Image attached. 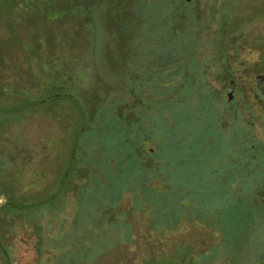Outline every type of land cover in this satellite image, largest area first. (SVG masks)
Instances as JSON below:
<instances>
[{
  "label": "flooded vegetation",
  "instance_id": "obj_1",
  "mask_svg": "<svg viewBox=\"0 0 264 264\" xmlns=\"http://www.w3.org/2000/svg\"><path fill=\"white\" fill-rule=\"evenodd\" d=\"M22 1L14 0L15 8L24 5ZM142 1L135 0L131 7L128 5L129 11H134ZM161 1L164 13L160 19L165 26L170 22L163 49L172 45L169 42L177 38L178 32L219 44L218 49L211 47V51L201 52L197 44L189 45V51L179 53L177 49L164 61L147 64L137 61V50L126 46L120 65L105 64L113 77L106 76L107 88L96 100L80 98L77 91H69L66 85H61L64 79L70 78V71L63 61L56 63L46 51L42 55L37 49L32 51V45L26 39L41 21H38L39 25L38 22L31 25L32 21L29 23L20 12L14 16L18 40L10 66L2 67L3 59L7 57L1 59V87L12 90L15 99L28 100L31 120L42 122L40 130L32 126L31 137L26 142L31 181L27 192H44L48 200L56 195V202L51 200L47 205L57 213L59 224L73 223L76 211L87 208V202L92 199L97 220L98 216L104 220L106 215L107 222H115L114 229L126 235L124 244L129 241V230L135 229L133 221L136 220L140 227L136 241L143 248L144 262L165 258L179 259L180 264H255L251 261L231 262L226 250L233 242L229 231L237 226L235 215L240 208L236 205L243 200V167L249 171L251 164L257 170L259 165L251 158L244 159L246 162L243 163L244 140L251 141L252 148H264V0L258 4L240 0L246 7L251 4L252 8L247 9L255 13L235 30L225 28L227 5L221 4L220 0ZM56 3L57 0L43 2V11L57 9ZM79 10L76 18L81 14ZM85 10L89 17L85 16L84 21L93 40L95 21H102V16L97 7ZM87 45L93 49L94 45ZM91 52L94 54L93 50ZM108 52L109 47L105 46L104 55ZM16 61L23 63L18 69L12 65ZM182 61L185 64L180 66ZM38 77H42L43 82ZM45 82H54V85L46 88V93L38 98L36 91L43 88ZM158 83L168 87L156 90ZM187 83L193 85V90H188L195 95L203 88L200 99L210 103L212 114V133L207 142L197 136L196 147L222 146L219 153H213L205 162L200 159L201 149L196 157L190 156L197 171L194 176L200 179L207 172L229 180L225 192L211 202L196 193L199 190H187L188 178H180L178 166L189 159L178 156L177 141L173 139L177 137L168 140L157 130L158 122L164 123L163 117L171 109L183 105L191 109L186 98L189 94L185 89ZM98 102L101 106H96ZM88 105H91L90 109ZM104 109L108 110V115H103ZM88 134L104 135L115 146L94 148L83 140ZM255 154L254 151L253 157ZM259 168L264 173V166ZM33 181H40L41 185L36 188ZM92 182H95L96 192H88L86 188ZM187 192H193V195ZM248 193L252 225L240 235L238 241H243L242 244L248 241L252 228L263 217L254 206L259 192ZM230 204L234 207L230 208ZM232 214L233 223L227 218ZM33 229L31 225L28 237L24 238L30 242L31 264H94L89 258L88 246L68 243L78 248L75 254L67 247V242L61 245L58 240V248H50L48 244L44 246L43 239L40 240ZM195 246L198 248L192 250ZM169 252L175 257L169 258ZM262 261L264 264V255Z\"/></svg>",
  "mask_w": 264,
  "mask_h": 264
},
{
  "label": "rangeland",
  "instance_id": "obj_2",
  "mask_svg": "<svg viewBox=\"0 0 264 264\" xmlns=\"http://www.w3.org/2000/svg\"><path fill=\"white\" fill-rule=\"evenodd\" d=\"M62 1L63 0H57L59 4L58 6L56 3L57 9L43 11V2L47 3L48 0H23L22 3H24V5H16V8L13 4L14 0H0V63L4 56L7 57V59H3L5 64H2V67H9L10 62H13L11 60V55L12 51L15 49L16 41L18 40L15 34L14 23V16H17V12H20L19 14L21 16L27 17L29 23L32 21L31 25L41 21L40 25L38 22L39 27L35 26L26 39L29 40L32 45V51L37 49L41 55L42 52L45 53L46 51L47 54L51 56L50 59H55L56 63L63 61L70 71V78L69 80L64 79L65 81L61 83V85H66V89L69 91H77L80 98H85L86 100H96L101 91L107 88L105 85V83H108L106 76L112 78L113 75L111 72L108 73L105 64L110 63L113 66H115L114 64L117 66L120 65L123 61V50L126 46L130 45V50L135 51L136 49L139 54L136 60L147 64L164 61L165 58L170 56L172 51H177V49L179 53L182 51L185 52V50L189 51L190 48L187 49L189 45L195 46L197 44V46H200V48L197 47V49L201 52L207 50L211 51V47L217 50L219 47V44L214 45L213 42L207 39H194L182 32H178L177 38L173 42H169L172 43V45L163 49L162 46L165 41H167L165 39V33L170 22L165 26V22L160 19V16L164 13L161 0H143L134 11L132 9L129 11L128 5L131 7V5L136 3L135 0ZM238 1L220 0L221 4L224 2V4L227 5V9L224 11L226 13L223 12L225 21H228L226 23V29H238L254 16L255 12L247 9H250V7L252 8L251 4L246 7L244 1ZM251 1L256 4L260 2V0ZM236 2L238 3L235 4ZM24 7L26 8L24 9ZM91 7L99 8L102 16V21H95L93 40L91 39L92 37L88 35V27H86L84 21L85 16L89 17V12L85 9ZM79 9H81V14H78V18H76V12H78ZM44 12H46V15H44ZM87 44L94 45L93 49ZM105 46L109 47L107 55H104ZM92 50L94 54L91 52ZM52 56H54V58H52ZM21 63L22 61L20 64L16 61L12 65L18 69L19 65L21 66L23 64ZM184 64L183 61L179 63L180 66ZM38 79L43 82L42 77H38ZM55 83L57 84V82ZM53 85L54 82H45L43 88L41 86V88L36 91L39 95L38 98H42L44 92L46 93L48 88ZM108 87H110V85H108ZM167 87L162 86L160 83L155 86L156 90L159 88L164 90ZM185 89L189 93L186 98L191 105V109H186L184 105L171 109L169 114L163 117L165 118L163 119L164 123L160 120L157 124V130L163 134L166 139L169 140L173 137H177V139L173 138L174 141H177V154L184 160L189 159L191 155L197 156L201 149L195 145L198 144L197 139L199 138H197V136H202L204 142H207L212 133L211 128L213 127L212 120H210L212 116L210 103L200 99L204 91L203 88H200L196 95L189 91L193 90L192 84H185ZM2 94H6L10 96L9 98H12L11 94H13V91L0 88V95ZM97 105L101 106L100 102H98L96 106ZM87 107L90 109L91 105ZM11 108L12 109L9 108V110H3L0 107V132L9 124V120L14 115H17L15 107L12 106ZM39 108H41V106ZM108 113L107 109L103 110V115H108ZM40 121L31 120L30 117L26 122L22 121L23 123H21L20 126L18 125L15 129L14 126L12 128L10 126L9 130L13 129L16 132L15 135H18V133H25L26 138L29 140V133L33 127H35V129L37 127V130L41 129L42 122ZM181 135L184 137L181 138ZM34 139H37L35 133ZM83 140L90 142L94 148L100 147V149H107L115 146L106 139L104 135L94 136V134H88ZM4 145L5 143L0 137V146ZM221 149L222 146H218V144L212 149H201L202 157L200 159L205 162L209 156H212L213 153H219ZM95 151L98 153V149ZM7 161L8 158L6 154L0 150V164H4ZM190 161V159L188 161L185 160L178 166V173L182 175L180 178H188V191H190V189L194 191H196V189L199 190L200 192L196 193L203 197H207L205 200L208 202L213 201V199H216L222 192H225L226 184L229 180L216 178V176L210 175L207 172V174L205 173V175L199 179L194 176L197 171L193 168L192 162ZM35 187L38 188V185L35 184ZM86 188L88 192H96L95 182L90 183ZM187 193L193 195V192ZM256 199L258 202L254 204L255 211L263 217L258 220L257 226L252 228L251 235L244 244H242L243 241L240 242L238 239L236 240L234 236H229L233 242L228 246L226 254L231 262L251 261L255 264H263L264 187L263 190L259 191L256 195ZM87 206V208L81 207L80 210L76 211V214L73 215V223L66 222L64 224H59V217H57V213H54L55 218H53L50 224H47L50 225L48 229L49 235L51 236L48 235L46 241L52 240L55 237L56 241L61 240V245L63 242H67V247L75 254L78 248L75 247V245L70 246L68 243L75 242L76 245H78L77 243H82L84 246H88L86 248L89 249V254H91L89 258L94 264H162L160 258H157L154 262H144L142 260L141 253L143 248H141L136 241L137 230L140 228L136 220L133 221L135 229L131 228L129 230V241L127 244H124L123 240L126 238V235L123 234L122 231L114 229L117 224L115 222H107L106 215L104 216V220H101L99 216L97 220L96 206L92 199H89ZM47 210L48 212L50 211L48 213L50 215L51 209L48 207ZM228 219H230V216H228ZM231 232L234 233V231ZM14 243L13 264H31L30 242L15 238ZM243 245L246 246L244 247ZM197 248L198 247L195 246L191 249L196 250ZM168 257L171 258L175 256L169 252ZM163 261L175 264L181 263L179 259H164ZM191 264L194 263L191 262Z\"/></svg>",
  "mask_w": 264,
  "mask_h": 264
},
{
  "label": "trees",
  "instance_id": "obj_3",
  "mask_svg": "<svg viewBox=\"0 0 264 264\" xmlns=\"http://www.w3.org/2000/svg\"><path fill=\"white\" fill-rule=\"evenodd\" d=\"M0 88L4 89L3 87ZM7 88L8 87H6V89ZM9 97L10 96L6 94L0 95V107L3 110H9V108L12 109L11 107L14 106L17 112V115H14L9 120V124L6 126L4 125L5 129H2L0 132V137L5 143L4 146H0V150L6 154L8 158L6 163L0 164V264H13L14 239L18 236L22 239L27 238L30 233L29 229L31 225L34 227L33 232L38 234L40 240L43 239L44 246L48 244L50 248H58V242L56 240L53 241L52 239V241H46V237L49 235L48 226H50L47 224H50L51 219L55 218L52 211L50 215L48 214L50 211L48 212L47 210L49 207L47 204L51 200H54L53 203H55L57 197L56 195L55 197L51 196L48 200L44 192H27V187L29 182H31L28 179V164L26 162V156L28 155L26 142L28 138H26L25 133H18V135H15L16 132L13 129L9 130L10 126L11 128L14 126L15 129L18 125L20 126V124L23 123L22 121L26 122L29 120L30 113L32 112L31 104L26 99ZM250 143L251 141L244 140L242 150L243 163L246 162L244 159L251 158L254 159L253 162L257 160L259 165L257 170L255 169L256 166L251 164L249 166L252 169L249 171L247 168L244 169L243 167L241 179L243 200L240 205H236V207L240 208V211L235 215V223L237 226L231 229L234 233L229 231L231 236H234L236 239H239L240 235L246 232L252 225L250 212L248 211L250 207L248 201L250 195L248 192H257V190L259 192L262 191L264 187V177L262 176L264 173L261 172L259 168V166H264V148L261 146L256 149L252 148ZM254 151L256 154L253 157ZM33 183L41 185L40 181H33ZM233 207V205L230 206V208ZM228 216H230V221L233 223L234 215ZM226 222L229 221L226 220ZM241 238L244 239V237ZM40 243L42 245V242ZM55 254L59 255L57 252H55ZM164 259L165 258H160L162 264L168 262L163 261ZM147 262L150 261L147 260Z\"/></svg>",
  "mask_w": 264,
  "mask_h": 264
},
{
  "label": "water",
  "instance_id": "obj_4",
  "mask_svg": "<svg viewBox=\"0 0 264 264\" xmlns=\"http://www.w3.org/2000/svg\"><path fill=\"white\" fill-rule=\"evenodd\" d=\"M168 264H175V263H168ZM183 264H189V263H183Z\"/></svg>",
  "mask_w": 264,
  "mask_h": 264
}]
</instances>
